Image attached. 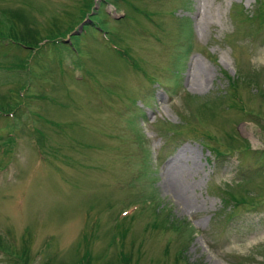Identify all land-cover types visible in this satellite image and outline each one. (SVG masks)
I'll use <instances>...</instances> for the list:
<instances>
[{"label":"rangeland","instance_id":"obj_1","mask_svg":"<svg viewBox=\"0 0 264 264\" xmlns=\"http://www.w3.org/2000/svg\"><path fill=\"white\" fill-rule=\"evenodd\" d=\"M177 252L264 264V0H0V264Z\"/></svg>","mask_w":264,"mask_h":264},{"label":"trees","instance_id":"obj_2","mask_svg":"<svg viewBox=\"0 0 264 264\" xmlns=\"http://www.w3.org/2000/svg\"><path fill=\"white\" fill-rule=\"evenodd\" d=\"M133 10L137 11V10H139V8L136 6V7H134ZM143 12L146 13L145 11H143ZM112 48L115 50V53H117V55L127 64L128 60L125 58V53H126V51H124L125 49L119 47V45H117V43H112ZM132 63H133L134 67L138 66L135 62H132ZM228 90H229V95L227 96V99H224L225 103L227 102V104L232 106V107L239 106V109L242 110V111L245 110V108H246L245 105L243 103H241L240 101L239 102L237 101L239 99V96L236 93L237 82H236L235 79L230 80V84H229V89ZM233 134H232V137L233 138H237V135H235V134L233 135ZM209 138L212 139L211 135H209ZM203 143H204V145L206 147H208V148L210 147L212 149V150L210 149L211 151H215L213 146L211 147V145H212L211 141L204 140ZM225 202L227 203L228 201L225 200ZM178 254L179 253L177 252L176 253V257H175V259H176L175 263L176 264H178V262H179V257L180 256ZM90 258H91L90 254L86 253V256L84 258H82V260H80V262L78 264H91ZM115 263L116 264H130V261H129L128 258L126 259L125 257H123V255L120 253L117 256V260L115 259Z\"/></svg>","mask_w":264,"mask_h":264},{"label":"bare ground","instance_id":"obj_3","mask_svg":"<svg viewBox=\"0 0 264 264\" xmlns=\"http://www.w3.org/2000/svg\"><path fill=\"white\" fill-rule=\"evenodd\" d=\"M177 172H178L177 174H178V179H179L178 180L179 181V187L181 189H183V192H184L183 193V195H184L183 199H184V203L186 204L190 200V197L188 196L187 192H188L189 188L192 187V184L188 181L187 172H185L181 169H179Z\"/></svg>","mask_w":264,"mask_h":264}]
</instances>
